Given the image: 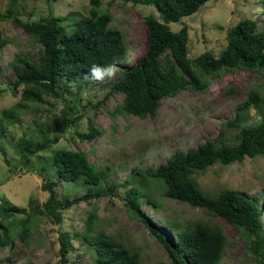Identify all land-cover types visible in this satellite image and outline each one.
I'll list each match as a JSON object with an SVG mask.
<instances>
[{"label":"rangeland","instance_id":"1","mask_svg":"<svg viewBox=\"0 0 264 264\" xmlns=\"http://www.w3.org/2000/svg\"><path fill=\"white\" fill-rule=\"evenodd\" d=\"M100 13L111 15L109 27L122 34L126 47L123 59L111 74L101 79L94 75L80 77V85L63 79L56 84L60 98L42 95L46 103H22L23 87L12 85L17 80L15 59L25 56L39 62L41 45L13 23V17H0V30L6 46L0 52V118L9 111V120L0 123V204L17 206L26 216L28 202L41 206L48 197L43 191L45 179L56 180L52 157L57 150L82 152L97 168L106 172L107 187L56 188L61 201H78L63 212L62 221L55 224L47 218L34 215L31 220L28 244L15 239L12 247L0 252V264H92L83 252L80 240L69 241L67 262L58 254V237L65 231L74 234L83 230L82 221L94 215L95 230L103 231L122 246L137 249L144 264H174L166 251L135 217L130 215L122 198L132 188L128 182L131 173H154L160 165L178 152L187 153L206 141L219 138L234 145L238 129L230 127L238 115L241 127H253L264 120V70L257 73L235 69L225 71L209 80L206 92L187 88L174 97L166 98L153 117L139 119L119 111L123 95L113 94L98 105L108 87L132 67L146 52L147 28L143 19L149 15L158 18L152 7L133 6L121 1L100 0ZM89 0H0V16L10 9L21 23L37 22L48 17L87 15ZM264 0H212L196 14L182 19L181 24H170L177 32L187 27L188 57L196 58L209 52L214 57L225 49L227 33L238 22L254 19L256 30L264 29ZM178 25V26H177ZM162 59V57H160ZM256 103L237 112V106L250 96ZM99 132L97 136L80 140L88 131V123ZM57 139L55 143L47 140ZM32 144L27 160L23 158L22 144ZM44 145L42 150L37 147ZM7 160L8 166L4 163ZM192 180L207 196L215 197L223 191L242 193L250 199L259 196L260 229L264 234V154L254 159L245 157L241 163L223 166L215 164L201 172H194ZM112 188L108 192L107 188ZM100 191V195H93ZM162 190L152 184L149 196L158 208L139 203L144 215L162 235L172 240L171 229L198 222L217 223L227 238L220 264H255L246 250V242L236 229L205 210L186 203L161 197ZM88 198L87 200H84ZM93 234V233H92Z\"/></svg>","mask_w":264,"mask_h":264},{"label":"trees","instance_id":"2","mask_svg":"<svg viewBox=\"0 0 264 264\" xmlns=\"http://www.w3.org/2000/svg\"><path fill=\"white\" fill-rule=\"evenodd\" d=\"M110 1L152 7L158 18L149 15L143 19L147 28L146 52L108 87L98 105L105 103L113 94H122L119 111L145 119L155 115L162 100L174 97L187 88L195 92H206L209 80L227 70L240 69L257 73L264 70V29L257 31V23L251 18L243 19L228 31L225 49L218 57L209 52L193 59L188 57L187 27L182 25L177 32H173L169 25L181 24L182 19L196 14L212 0ZM89 3L87 15L74 14V17L68 14L21 23L10 9L0 16L13 17V23L42 48L38 63L25 56L15 59V67L22 65L17 67V80L12 85L16 89L23 87L20 102L46 103L42 95L59 99L60 94L56 91L59 80L75 82L79 86L80 77L93 75L94 68L112 69L123 59L126 47L120 31L109 27L111 15L106 11L99 12L100 0H89ZM5 46L6 40L0 30V52ZM256 96L254 94L238 105L237 112L254 105ZM2 113L0 123L9 120L11 116L9 111L4 110ZM227 125L238 129L234 145L215 138L187 153H175L154 173L144 171V175H141L135 171L129 177L128 182L133 185L122 198L128 213L144 225L174 264H220L227 238L217 223L198 222L194 225H180L181 230L178 232L174 231L173 225L170 230L172 243L140 213V202L153 208L159 207L148 194L151 184L162 190V198L203 209L211 217L224 220L246 242V250L253 256L255 264H264V234L259 225L262 212L259 207L260 197L257 195L250 199L232 191H223L211 197L205 195L192 180L194 172L204 171L215 164L227 166L241 163L245 157L254 159L264 154V120L253 127H241L237 115ZM0 132H3V128ZM98 133L89 122L87 133L78 136L80 140H86ZM56 140H47L45 144L55 143ZM31 146L30 142L22 144L21 150L26 160L27 155L32 153ZM43 148L44 145L37 147V150ZM52 158L56 180L48 181L44 178L42 189L48 197L41 206L29 201L26 216L19 215L9 220L12 214L24 212L17 206L5 207L0 204V252L10 249L15 239L28 244L34 215L59 224L63 212L78 203L61 201L56 194L58 184L67 190L86 187L89 191L109 184L106 172L97 170L82 152L61 149L55 151ZM4 163L9 165L7 160ZM107 190L111 194L112 188L108 187ZM100 194L97 191L93 196ZM94 219L93 214H88L82 221L81 232L71 234L65 231L59 235L58 254L62 263L67 262L69 241L75 239L85 245L83 252L92 264H144L137 249L122 246L103 231H96Z\"/></svg>","mask_w":264,"mask_h":264},{"label":"clouds","instance_id":"3","mask_svg":"<svg viewBox=\"0 0 264 264\" xmlns=\"http://www.w3.org/2000/svg\"><path fill=\"white\" fill-rule=\"evenodd\" d=\"M113 71V69H106V70H102L100 68H94L93 69V75L97 78V79H101L104 72H107V74H111V72Z\"/></svg>","mask_w":264,"mask_h":264}]
</instances>
